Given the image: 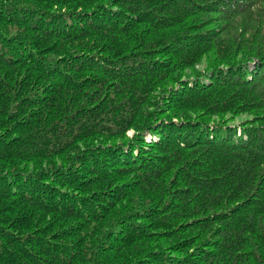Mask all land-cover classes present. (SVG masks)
<instances>
[{"label": "trees", "instance_id": "obj_1", "mask_svg": "<svg viewBox=\"0 0 264 264\" xmlns=\"http://www.w3.org/2000/svg\"><path fill=\"white\" fill-rule=\"evenodd\" d=\"M0 264H264V0H0Z\"/></svg>", "mask_w": 264, "mask_h": 264}]
</instances>
